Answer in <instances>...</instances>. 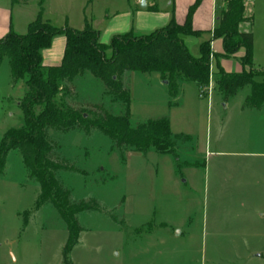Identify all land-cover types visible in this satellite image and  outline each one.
<instances>
[{
	"label": "rangeland",
	"instance_id": "1",
	"mask_svg": "<svg viewBox=\"0 0 264 264\" xmlns=\"http://www.w3.org/2000/svg\"><path fill=\"white\" fill-rule=\"evenodd\" d=\"M245 2L251 23L242 24V30L253 32L254 66L264 69V0ZM129 4L133 0H27L14 3L21 6L14 13L15 17L21 12L25 18L37 17L42 7L43 20L81 29L85 19L100 22L109 11ZM207 36L202 33L189 40L193 55H199ZM232 62L236 64L237 59ZM135 74L133 120L167 109L165 97L172 101L169 107L177 105L178 97L172 98L166 84H159L157 73ZM9 78L10 62L4 57L0 64V138L23 124L14 99L20 89H9ZM123 82L128 87L124 75ZM73 84L77 94L68 98L69 103L89 109L100 104L105 111H120L118 101L90 72L77 76ZM214 87V102L220 104L222 93ZM190 90L188 99L194 88ZM249 93L250 86H245L230 97L227 111L236 109L240 115V110H246L243 103ZM195 96L187 106V118L206 122L209 96L201 97L200 88ZM243 117L234 122L235 127L247 126L246 136L257 137L246 142L230 135L229 122L224 168L223 160L217 166H206L209 160L196 137L179 146L177 158L153 151L126 166L128 156L137 151L123 150V162L120 151L99 129L65 132L49 128L54 153L73 166L56 173L70 190L71 199H96L100 206V210L78 214L83 231L70 255L73 264H264V155L246 154L264 152V124L255 130L256 115ZM39 193V183L29 176L18 151L12 150L0 174V264H64L66 224L50 202L36 206ZM178 230L183 233L177 234Z\"/></svg>",
	"mask_w": 264,
	"mask_h": 264
},
{
	"label": "trees",
	"instance_id": "2",
	"mask_svg": "<svg viewBox=\"0 0 264 264\" xmlns=\"http://www.w3.org/2000/svg\"><path fill=\"white\" fill-rule=\"evenodd\" d=\"M26 2L12 0L13 4ZM199 3L200 0H196L189 7L184 23H178L173 14L166 25L150 33H119L108 44L101 41V32L89 21L82 29L68 25L58 27L42 19L40 7L26 33L19 34L11 29L0 39V63L8 57L15 81L24 85L19 100L23 124L8 129L0 138V174L8 154L17 150L29 176L39 183L36 206L50 202L66 224L68 237L62 249L64 264H73L70 255L83 231L78 214L100 210V206L96 199H71L70 190L56 173L73 169V166L54 153V143L48 138L49 128L65 132L76 128L86 132L99 129L120 151L123 162L122 151L127 148L143 154L156 151L177 158L179 146L192 137L174 134L168 115L133 120L130 90L123 82V75L128 71L159 74L172 98L178 95L184 81H193L199 88L212 82L225 100L250 86L243 108L260 109L264 105V69L254 66V34L241 30V24L251 23V17L246 15L245 0H222L212 38L200 44V53L195 56L182 35L202 34L193 28V15ZM59 35L65 37L62 61L46 66L43 50L51 47ZM216 39L222 40V52L212 51V41ZM241 49L244 51L239 60L242 70H224L221 60L231 58ZM85 72L104 83L106 92L120 104L119 112L105 111L100 104L89 109L67 101L77 94L74 79Z\"/></svg>",
	"mask_w": 264,
	"mask_h": 264
},
{
	"label": "crops",
	"instance_id": "3",
	"mask_svg": "<svg viewBox=\"0 0 264 264\" xmlns=\"http://www.w3.org/2000/svg\"><path fill=\"white\" fill-rule=\"evenodd\" d=\"M195 1L196 0H146V6L141 7V2H139L138 0H133V4H129L127 8L125 7V9H113L112 11H109L108 14H106V17L102 21L98 22L96 19L92 18L90 23L95 29L101 32V41L108 44L111 38L119 33H124L127 31H133L138 34L150 33L166 25L170 21L173 14L178 23H184L187 17V12L189 10V7L192 4H194ZM221 3L222 0H200V3L193 15V28L195 30L202 31V33H206L208 35L205 41L212 38V31L216 24V18L218 16ZM19 6L20 5H14L12 3V0H7L5 3L0 2V39L3 38L11 29L19 34L26 33L29 24L36 18V17L25 18V16L22 15V12L19 13L20 16L15 17L14 9ZM246 15L249 16L247 5H246ZM86 21L88 20L85 19L84 26ZM73 26H77V25L73 24L71 27ZM84 26L82 28H84ZM79 28L80 27H77V29ZM241 30H242V24H241ZM199 36L182 35L187 46L189 40ZM212 47L214 52L216 53L222 52L223 50L222 40L216 39L212 41ZM64 48H65V37L63 35L56 36L53 40L52 46L43 50V64L46 66L60 64L63 58ZM243 55H244V51L243 49H241L231 58L222 59L221 65L223 69L229 72L232 71L240 72L242 70V66L240 62H238V60H240V57H242ZM232 58L237 59L236 64L232 62ZM136 72L138 71H128L125 72L124 74V76L127 77L128 79V89L130 90V95H131L132 115L135 114L134 112L135 95H136L135 86L137 81V76L135 74ZM158 78L160 80L159 84H161L162 86L165 85V82L161 80L160 76H158ZM7 82H8L7 86H9V89H14L16 87L20 89V93H17L16 96L14 97L17 104L19 105V100L24 93V85L21 81H15L12 75L11 67H10V78L7 80ZM192 87L194 88L193 96L190 95V98L188 99L187 92L190 89H192ZM198 88L199 86L195 82H187V81L182 82L179 93L177 95L178 97V99L176 100L177 105L173 107H169L171 106V100L166 99L165 97L164 104L167 105L166 107L167 109L165 110L163 109L159 113L153 112L150 115H148V117L168 115L170 118L171 130L174 134H185V135H189L192 138L195 137L198 138L199 143H201L200 146L198 147L201 146L204 147L205 155L207 156L206 160L207 159L209 160V162L207 161L206 166L213 167V165H215L214 163H216L217 166L221 164V160H223L222 167L224 168L225 167L224 166L225 165V160H224L225 134L228 133L227 132V128L229 127L228 123L230 122V133H229L230 135L232 136L235 135L237 137L241 136L246 140V142L250 140L255 141L257 135L255 138L251 136L250 137L246 136V131L248 130L247 126L240 125L238 127L237 126L235 127L234 122L237 120H243L244 118L243 115H247V113H252L256 115V118L254 119L256 124L254 125V127H256L255 130H257L259 127L261 128L262 124H264V105L260 109L246 108V110L245 109L240 110V115H239L237 111L234 112L236 109L229 112L227 111V109L230 106V103H229V99L225 100L223 95L221 96L222 102L220 104L215 103L214 102L215 93L212 92L211 93L212 96H210L208 100L207 120L206 122L202 123L203 120L202 118L196 120L187 118L189 112L187 111L188 110L187 106H189L190 100L191 102L193 100H196L195 91H197ZM144 109L147 110L146 108ZM198 120L199 122H197ZM236 154H241V153H236ZM246 154L254 155L256 157H263L262 155H264V152L252 150ZM143 155L145 154L140 152H131V154L127 158L126 166H130L134 158L141 157ZM214 159L216 160V162H214ZM211 160L213 162H211ZM192 170L194 171L196 169H193L192 167ZM171 173L176 175L175 170L173 168L171 169ZM186 182H188L187 179L185 180V182L182 183H186ZM182 233L183 230H178L177 234L181 235Z\"/></svg>",
	"mask_w": 264,
	"mask_h": 264
},
{
	"label": "built area",
	"instance_id": "4",
	"mask_svg": "<svg viewBox=\"0 0 264 264\" xmlns=\"http://www.w3.org/2000/svg\"><path fill=\"white\" fill-rule=\"evenodd\" d=\"M138 1L141 2V0H138ZM212 87H213V84L212 82H210L208 86L200 88V96L204 97L205 95H208L210 97L211 92H212Z\"/></svg>",
	"mask_w": 264,
	"mask_h": 264
},
{
	"label": "water",
	"instance_id": "5",
	"mask_svg": "<svg viewBox=\"0 0 264 264\" xmlns=\"http://www.w3.org/2000/svg\"><path fill=\"white\" fill-rule=\"evenodd\" d=\"M146 6V0H142L141 1V7H145Z\"/></svg>",
	"mask_w": 264,
	"mask_h": 264
}]
</instances>
